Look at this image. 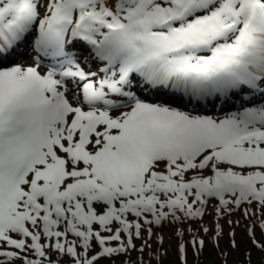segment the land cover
Returning a JSON list of instances; mask_svg holds the SVG:
<instances>
[{
  "label": "snow or ice",
  "instance_id": "6c2138e0",
  "mask_svg": "<svg viewBox=\"0 0 264 264\" xmlns=\"http://www.w3.org/2000/svg\"><path fill=\"white\" fill-rule=\"evenodd\" d=\"M240 228L264 254V0H0V264H228Z\"/></svg>",
  "mask_w": 264,
  "mask_h": 264
},
{
  "label": "rangeland",
  "instance_id": "374dc122",
  "mask_svg": "<svg viewBox=\"0 0 264 264\" xmlns=\"http://www.w3.org/2000/svg\"><path fill=\"white\" fill-rule=\"evenodd\" d=\"M20 51L26 53V55L23 57V59L26 62H31V59H32L31 49L27 48V46L25 45L23 48L20 49ZM237 232H238L237 240L240 242V247L243 248L242 254L244 256V249L250 248L249 247L250 241L247 240L246 235H245V231L243 228L238 229ZM164 234L166 236H170L171 230L168 228L164 229ZM257 236L259 237V231L258 230H257ZM227 241H228L227 237H225V239L221 241V247L222 248L228 247ZM165 247H169L170 251H169L168 256L164 258L163 264H178L177 256H176V240H175V238H172L170 241H166ZM229 252L231 254L228 257V264H241L240 262H238L239 257L237 256L238 253H240L239 249L237 251H234V252L231 251V249H229ZM188 259H189V264H194V258L192 256L191 249H189ZM256 259L257 258L252 251V260L256 261ZM262 261H264V259ZM200 264H219V258L216 255V250L212 248L211 244L208 245V247L205 249L204 253L201 255Z\"/></svg>",
  "mask_w": 264,
  "mask_h": 264
},
{
  "label": "trees",
  "instance_id": "16d2710c",
  "mask_svg": "<svg viewBox=\"0 0 264 264\" xmlns=\"http://www.w3.org/2000/svg\"><path fill=\"white\" fill-rule=\"evenodd\" d=\"M227 244H228V242H227ZM249 247L252 249L253 253L255 254V256L257 258L256 261L255 260H252V263L253 264H261L262 263V260L264 259V254H262L256 248L252 247L251 242L249 243ZM239 252L240 253H238V255H237L239 257L238 262H240L242 264V262L245 260V257L242 254L243 253V248L242 247L239 248Z\"/></svg>",
  "mask_w": 264,
  "mask_h": 264
},
{
  "label": "bare ground",
  "instance_id": "6f19581e",
  "mask_svg": "<svg viewBox=\"0 0 264 264\" xmlns=\"http://www.w3.org/2000/svg\"><path fill=\"white\" fill-rule=\"evenodd\" d=\"M24 46H25V45H24ZM24 46H23V47H24ZM26 46H27V45H26ZM23 47L21 46V48H23Z\"/></svg>",
  "mask_w": 264,
  "mask_h": 264
}]
</instances>
